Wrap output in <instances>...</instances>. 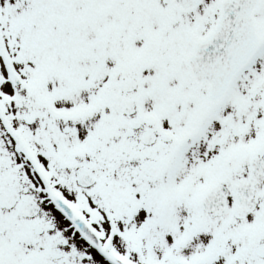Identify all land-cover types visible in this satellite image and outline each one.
Listing matches in <instances>:
<instances>
[{
  "label": "snow or ice",
  "instance_id": "obj_1",
  "mask_svg": "<svg viewBox=\"0 0 264 264\" xmlns=\"http://www.w3.org/2000/svg\"><path fill=\"white\" fill-rule=\"evenodd\" d=\"M0 264H264V0H0Z\"/></svg>",
  "mask_w": 264,
  "mask_h": 264
}]
</instances>
